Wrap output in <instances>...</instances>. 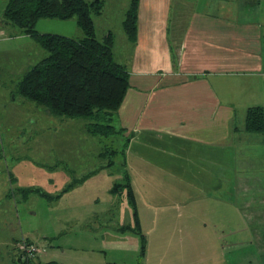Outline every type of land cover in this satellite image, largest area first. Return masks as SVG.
Listing matches in <instances>:
<instances>
[{"label":"crops","instance_id":"1","mask_svg":"<svg viewBox=\"0 0 264 264\" xmlns=\"http://www.w3.org/2000/svg\"><path fill=\"white\" fill-rule=\"evenodd\" d=\"M11 28L0 29V47L13 37L31 44L21 29ZM125 38L114 52L129 73L116 123L130 137L123 162L141 226L150 221V243L153 237L165 245L164 231L183 223L186 242L208 246L213 264H228L226 246L258 245L264 234V207L251 201L264 197V131L246 130L248 108L264 106V0H140L136 42ZM12 176L0 175V204L7 205L0 207V264H17ZM240 197L249 200L246 206H239ZM179 198L191 205L185 221L175 212ZM200 200V216L210 214L208 222H197ZM153 211L159 218L151 221ZM9 212L6 225L1 214ZM85 227L76 236L90 240ZM263 254L256 264H264ZM83 259H64L51 249L36 264H85ZM252 261L247 257L246 264Z\"/></svg>","mask_w":264,"mask_h":264},{"label":"rangeland","instance_id":"2","mask_svg":"<svg viewBox=\"0 0 264 264\" xmlns=\"http://www.w3.org/2000/svg\"><path fill=\"white\" fill-rule=\"evenodd\" d=\"M104 1L102 14L93 15L96 35L102 39L109 31L114 33V52L117 56L118 48L127 43L122 23L130 0ZM6 2L0 0V29L11 33L12 24L7 26L2 18ZM35 29L40 34H56L74 39L84 37L76 18L67 21L42 19ZM14 39L9 41L8 47H0V175L4 173L8 179L9 175H13L11 183L14 185V198L11 207L14 208L13 216L20 228L16 252L20 244L27 242L42 250L40 256L51 249H58L64 259L79 255L84 257L85 264H213L214 255L211 260L212 251L208 246L186 242L189 238L182 221L178 229L175 225V229L171 227L164 231V238L168 242L161 245L153 237L150 243L146 235L150 221L144 220L142 227L147 241L143 258L141 235L135 232H127L126 236L119 233L118 229L124 225L135 226L133 210L126 196L111 193L115 183H127L121 161L123 140L113 144L110 139L93 137L88 132L87 121L53 116L43 107L18 95V84L23 76L46 58L47 52L34 41L28 45L25 40ZM114 148L118 149L119 156L114 153ZM93 171L97 173L64 192L73 179H82ZM3 184L0 177V187H4ZM33 189L61 197L49 201L37 192H32L27 198L25 192L22 193L23 190ZM238 200L239 206H246L245 203L249 201L241 197ZM252 200H255L253 204L264 207V197ZM176 201L181 207L176 206L175 212H181L185 221V217H189L191 205L184 199ZM204 205L202 200L196 205L199 214L195 215L197 222L200 218V223L211 220L210 214L205 218L200 216ZM0 207L7 205L0 204ZM139 209L143 216L145 212L140 204ZM3 216L6 225H11L10 212L1 214ZM154 217L159 218V213L153 211L151 221ZM82 222L88 224L85 231L89 237L92 236L90 240L84 236L78 239L76 236L77 231L83 229ZM195 239L198 238H191ZM225 249L228 264H246L247 257L253 260L247 264L260 263L259 253L264 251V234L258 245L238 242L237 247L226 246ZM235 254L236 263L233 261Z\"/></svg>","mask_w":264,"mask_h":264},{"label":"trees","instance_id":"3","mask_svg":"<svg viewBox=\"0 0 264 264\" xmlns=\"http://www.w3.org/2000/svg\"><path fill=\"white\" fill-rule=\"evenodd\" d=\"M139 1L130 0L122 23L124 32L132 44L137 39ZM104 7V0H8L3 11V20L21 29L47 52V57L23 76L18 84V95L43 107L53 116L87 121L88 132L93 137L110 139L113 144L123 140L121 154L124 158L130 137H126V131L117 126L116 115L129 88V73L126 66L116 60L114 33L109 31L102 39L97 38L93 15H101ZM72 18L77 19V24L84 33L81 39L40 34L35 29L42 19L67 21ZM246 130L252 133L264 131L263 105L248 108ZM114 153L119 156L117 148H114ZM123 158L121 161L127 183H115L111 193L125 194L133 210L135 226L125 225L119 230L141 235L143 258L146 255L147 239L142 230L136 196ZM95 173L97 172L93 171L82 179H73L64 192L81 184ZM24 192L26 198L32 192L39 193L49 201L61 197L49 195L39 189L23 190L22 193ZM18 251L15 262L26 264ZM36 260L35 258L30 264H36Z\"/></svg>","mask_w":264,"mask_h":264},{"label":"built area","instance_id":"4","mask_svg":"<svg viewBox=\"0 0 264 264\" xmlns=\"http://www.w3.org/2000/svg\"><path fill=\"white\" fill-rule=\"evenodd\" d=\"M18 252L22 261H24L26 264H30L37 255L42 253V250L32 243L23 242L19 245Z\"/></svg>","mask_w":264,"mask_h":264}]
</instances>
